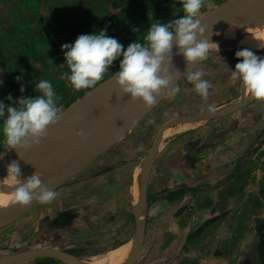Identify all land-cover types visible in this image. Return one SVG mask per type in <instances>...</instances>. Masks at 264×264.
Here are the masks:
<instances>
[{"label":"crops","instance_id":"crops-1","mask_svg":"<svg viewBox=\"0 0 264 264\" xmlns=\"http://www.w3.org/2000/svg\"><path fill=\"white\" fill-rule=\"evenodd\" d=\"M218 61L213 64L218 65ZM220 62L221 67H227L224 60ZM209 78L206 75L203 79ZM187 84L192 85L189 81ZM243 91L246 96L244 87ZM182 94L169 91L134 127L55 188L57 197L53 202L37 203L26 216L0 227V264H20L26 259L8 258L34 249L62 250L81 259L86 257L79 255L84 248L102 252L132 240L134 246L137 220L146 222L147 232L149 218L157 215L164 227L167 210L174 211L171 226L178 235L184 234V242L193 247L191 251L199 252L202 242H218L219 247L224 243L233 254L245 247L242 264H264V237H259L255 226V218L264 217V199L260 196L264 189L260 190L259 183L264 179V141L254 155L244 156L250 147L259 145L260 133L264 131V106H259L263 100L253 99L237 111L214 119L196 116L197 112L173 118L163 129L167 130L164 142L171 126L187 120L198 123L160 146L153 167L146 174V211H139L133 201L135 168L140 165L142 169L155 144L146 140L142 144L140 135L145 133L156 109L164 108L165 99L176 102ZM186 116L191 117L178 120ZM150 194L154 199L149 201ZM250 195L251 199L245 198ZM244 213L252 215L251 238L240 231ZM233 237L238 239L233 241ZM220 252L214 258L225 263L226 252ZM189 255L192 257L190 252ZM38 257L44 258L21 264H68L50 256ZM194 260L188 258V264H199V260Z\"/></svg>","mask_w":264,"mask_h":264},{"label":"rangeland","instance_id":"rangeland-1","mask_svg":"<svg viewBox=\"0 0 264 264\" xmlns=\"http://www.w3.org/2000/svg\"><path fill=\"white\" fill-rule=\"evenodd\" d=\"M226 1L228 0H203L197 18ZM183 15L179 0H0V80L4 81L3 85L0 86V100L10 104L12 101L7 100L9 94L13 100L21 96L34 97L39 95L35 91V84L44 79L52 84L54 91L60 98L58 106L62 105L63 112L71 105L81 103L88 94L102 84L109 82L114 72L119 69L118 59L114 61L104 78L96 86L76 91L68 80L70 69L66 64L64 55L66 49L63 48V45L74 43L81 34L93 32L98 34L101 30L106 29V34L116 38L126 49L132 42H142L152 24H166ZM252 51L258 56L264 52V50ZM236 52L225 51L211 54L189 71H203L202 78L209 75L210 80L208 81L211 82L212 80V87L209 89V95L206 98L197 94L193 85L187 84L188 73H186L175 85L181 89L179 94L182 92L183 94L179 95L180 98L176 102L172 99L170 105V99H165L164 108L156 109L151 123L143 131L145 133H142L143 135L140 133L139 139L144 141L142 144L145 143V140L152 144L155 143L165 125L173 121L175 117L195 112L197 115L198 110L200 112L207 111L209 105H213L215 110H223L230 106V103L238 102L244 97L241 82L233 81L230 78L236 63L242 59L235 56ZM215 60H219L216 62L218 65L213 64ZM220 60H224L227 67H221ZM18 76L23 77L22 81H17ZM21 84L25 86L24 92L20 90ZM184 97L185 99L182 100ZM247 97L250 98L249 101L253 100L251 96ZM262 102L259 106H264V100ZM2 128L3 123L0 121V153L10 148L4 140ZM170 138L173 137H168L167 141H162L161 145H165L171 140ZM263 141L264 131H261L259 145L250 147L244 156L250 158L254 155V150L261 147ZM142 168H145L143 163ZM259 183H261L260 190H263L264 179H260ZM260 196H263L264 199V194L260 193ZM148 198L149 201L154 199L152 194ZM245 198L251 199L252 196ZM37 203L33 202L18 218L26 216ZM172 212L174 211L167 210L164 212L167 220L164 221V227L161 226L162 222L156 219L157 215H152L149 218V227L143 247L131 264H188V258L195 259L194 261L199 260V264H242L241 258H246L244 257L245 247L244 251L240 249L236 254H233L224 243L219 247L218 242L209 244L202 242L198 247L199 252L197 250L196 252L191 251L193 247L189 245L190 243L184 242V234L178 235L175 228L171 226ZM241 216L244 227L240 228V231H244L242 233L246 237H250L253 229L251 226L252 215L248 216L244 213ZM255 226L259 231V228L264 226V217H256ZM196 232L197 230L193 231V234ZM260 236L261 233H259ZM237 239L233 237V241ZM228 244L231 246L230 240ZM204 245L203 249L202 246ZM89 249L84 248L79 252V255L90 258L102 253ZM220 251L224 254L226 252L227 260L225 263L214 258V255L219 254ZM189 252L192 257H190ZM32 258L34 259L19 262L21 264L30 260H41L39 258L44 257ZM41 263L46 262L37 261L35 264Z\"/></svg>","mask_w":264,"mask_h":264},{"label":"clouds","instance_id":"clouds-1","mask_svg":"<svg viewBox=\"0 0 264 264\" xmlns=\"http://www.w3.org/2000/svg\"><path fill=\"white\" fill-rule=\"evenodd\" d=\"M179 2L183 16L166 24H152L142 42H132L126 49L116 38L108 36L106 29L98 34H81L74 43L63 45L72 88L76 91L93 88L104 78L114 61L119 59V69L113 77L120 91L132 101L140 100L150 109L158 102V97L169 91L179 93L181 89L175 86V80L181 73L174 71L173 49L184 57L189 69L207 59L210 50L219 47L206 35L207 27L202 25V18H197L203 0ZM235 56L242 59L231 71V80L240 81L253 99L264 100V57L250 49L238 50ZM203 75V71L188 72L187 81L194 86L197 94L206 98L212 85L202 78ZM16 79L22 81L23 77L18 76ZM3 83L0 80V86ZM20 90L24 92L23 84ZM35 91L39 95L21 96L16 100L9 94L7 100L12 101L10 104L0 100L3 136L10 148L30 149L40 145L47 136L49 126L57 124L61 118L62 105L58 106L60 98L50 81L39 80L35 84ZM208 110L215 111V107L209 105ZM76 135L81 139L87 138V133L81 127L77 129ZM2 156L0 154V158ZM7 171V177L17 181L13 189L15 203L21 206L33 202L47 205L56 199L57 192L43 183L39 169L33 175L21 179V168L13 160L7 166Z\"/></svg>","mask_w":264,"mask_h":264},{"label":"water","instance_id":"water-1","mask_svg":"<svg viewBox=\"0 0 264 264\" xmlns=\"http://www.w3.org/2000/svg\"><path fill=\"white\" fill-rule=\"evenodd\" d=\"M258 5H259V0H228L223 4L213 8L212 10L204 13L198 18H202L201 20L202 25H206L207 27L206 35L210 37L211 41H213L220 33L234 26L239 21V19L241 18V16L244 14L245 11L257 7ZM243 49H249V47L242 46L237 41H227L219 44L217 50H210V55L217 52L238 51ZM259 56L264 57V52H261ZM196 64H194L189 69H187L184 57L182 55L176 54V49L174 48L173 49L174 71L178 70L181 73L177 75V78L175 80V85ZM107 85H117L115 78L112 77L109 82L102 84L97 89L104 88ZM97 89L92 91V93L95 92ZM165 96L166 94L162 95L160 98L158 97V102L155 105H153L150 109L146 108L142 101L137 100L136 104L130 110L120 114L117 117H104L97 119L86 118L84 116L79 115L78 113L77 105L79 103L71 105L66 110H64L59 120L61 121V123L58 122L57 124H55L56 126L60 124L58 130H61L66 127L68 128L73 121H77L81 126L87 125L88 127H90L92 129V132L90 131L91 133L89 132L90 134H87L86 139H81L76 135L75 132L67 135V134H63L62 132H58L56 130L54 131L53 129L55 128L54 127L55 125L49 126L47 136L43 139L40 145L53 154H56L63 158L75 160V164H73L70 171L66 173L64 176H62L57 183L50 186V188L53 189L57 188L68 177L76 174L77 172H79L80 169L88 166L94 160L95 157H97L103 151H105L121 135H123L132 127H134L147 113H149L157 104H159V102H161ZM249 100H250L249 97L244 96L238 102L228 106L223 110H215V111L207 110V111L199 112L196 116L212 119L219 116L227 115L246 105ZM77 116L79 117L78 120L75 119ZM190 117L191 116H186L183 118H179L178 120H186ZM81 126L72 125L73 129L75 128L76 131L78 129L76 127H81ZM163 132L164 130L161 131L157 141L155 142L153 148L151 149V151L149 152L146 158L145 168H144L145 173H148L153 167L154 161L156 159V156L159 152L160 146L163 141ZM54 141L67 142L81 147V150H79L78 152L63 150L55 147L52 144ZM31 148L30 149L9 148L8 150L0 153L3 154L2 158H0V180L5 175L8 174L7 166L13 160L17 162L23 161L28 156ZM12 221L13 219L6 223H0V227L9 224ZM145 234H146V222L139 218L137 220L136 247L132 253V256L123 264H131L136 259L143 246ZM38 256L54 257L68 264H84L79 260L80 258L75 257L74 255L66 251L52 249V248L34 249V250L20 252L10 256L8 260L15 261V260L27 259Z\"/></svg>","mask_w":264,"mask_h":264},{"label":"bare ground","instance_id":"bare-ground-1","mask_svg":"<svg viewBox=\"0 0 264 264\" xmlns=\"http://www.w3.org/2000/svg\"><path fill=\"white\" fill-rule=\"evenodd\" d=\"M227 41H237L240 45L249 47V49L257 52L264 50V0H259V5L257 7L245 11L234 26L220 33L212 42L219 45ZM246 96L251 95L246 92ZM135 104L136 101H132L128 96L123 94L118 85H107L104 88L97 89L93 93L91 92L77 106L79 115L86 118L97 119L104 117H117L130 110ZM59 123H61V121H59ZM197 123L198 120H187L183 123L175 125V127L171 126L166 137H175L177 134L195 126ZM72 125L81 126L79 122L73 121L68 128L66 127L58 130L60 124H58V126L55 125V128H52H54V131L56 130L69 135L73 132H77L75 128L73 129ZM81 128H83L87 134L92 132V129L87 125H82ZM166 131L163 135V141ZM52 144L63 150L75 152L81 150V147L67 142L54 141ZM18 164L22 172L21 179L33 175L37 169H39L43 183L50 187L57 183L62 176L70 171L73 164H75V160L60 157L47 151L41 145H38L33 146L28 156L23 161L18 162ZM146 174L147 173H145L143 168L141 169L140 165L135 168L132 189L133 201H135L136 206L140 208L139 211L141 212H144L146 207L143 196L144 185L145 182H147L145 181L147 176ZM7 175L0 180V223H6L12 219H18V217L24 214V212L31 205L21 206L14 202L13 189L17 181L12 180L10 177H7ZM132 246L133 240L120 244L119 246L109 248L104 252L102 251L100 255L92 256L90 258L81 257L79 260L84 264H123L132 256L136 247V242L133 248Z\"/></svg>","mask_w":264,"mask_h":264},{"label":"trees","instance_id":"trees-1","mask_svg":"<svg viewBox=\"0 0 264 264\" xmlns=\"http://www.w3.org/2000/svg\"><path fill=\"white\" fill-rule=\"evenodd\" d=\"M263 228H264V226L261 227V228H259V231H260L262 237H264V234H263ZM262 247H263V249H264V242H262Z\"/></svg>","mask_w":264,"mask_h":264}]
</instances>
